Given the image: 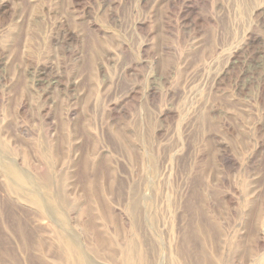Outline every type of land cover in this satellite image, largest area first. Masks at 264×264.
Returning <instances> with one entry per match:
<instances>
[{"label":"rangeland","instance_id":"rangeland-1","mask_svg":"<svg viewBox=\"0 0 264 264\" xmlns=\"http://www.w3.org/2000/svg\"><path fill=\"white\" fill-rule=\"evenodd\" d=\"M0 264H264V0H0Z\"/></svg>","mask_w":264,"mask_h":264},{"label":"bare ground","instance_id":"bare-ground-1","mask_svg":"<svg viewBox=\"0 0 264 264\" xmlns=\"http://www.w3.org/2000/svg\"><path fill=\"white\" fill-rule=\"evenodd\" d=\"M261 68V67H260Z\"/></svg>","mask_w":264,"mask_h":264}]
</instances>
